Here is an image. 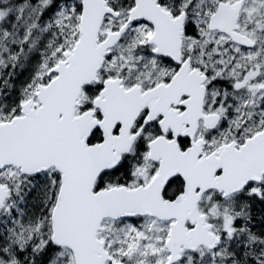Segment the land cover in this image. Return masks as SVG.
I'll return each mask as SVG.
<instances>
[{"label":"snow or ice","instance_id":"1","mask_svg":"<svg viewBox=\"0 0 264 264\" xmlns=\"http://www.w3.org/2000/svg\"><path fill=\"white\" fill-rule=\"evenodd\" d=\"M0 264H264V0H0Z\"/></svg>","mask_w":264,"mask_h":264}]
</instances>
